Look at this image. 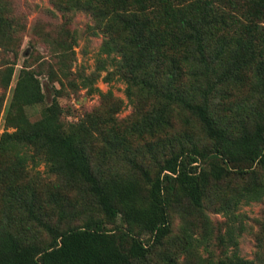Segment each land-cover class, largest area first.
Masks as SVG:
<instances>
[{
  "label": "trees",
  "instance_id": "1",
  "mask_svg": "<svg viewBox=\"0 0 264 264\" xmlns=\"http://www.w3.org/2000/svg\"><path fill=\"white\" fill-rule=\"evenodd\" d=\"M55 3L91 16L103 36L99 56L109 59L113 69L107 79L116 75L128 96L137 87L151 100L147 119L130 132L159 128L177 110L200 125L210 146L205 151L181 149L154 168L128 159V172L111 177L91 165L89 131L81 125L68 131L62 127L55 100L39 120H29L22 107L41 103L44 94L28 73L20 75L13 94L17 112L7 118L6 130L11 132L0 137V160L12 159V172L24 169L28 159L41 162L47 173L86 193L99 217L60 229L33 215V201L28 202L23 209H29L49 240L43 245L24 242L3 218L0 264H144L171 234L167 194H180L184 211L198 216L204 235L196 241L183 230V238L175 237L171 244L182 260L167 252L161 254L165 264H256L239 256L237 238L244 224L237 215L236 227L228 225L217 240L219 249L233 251L226 261L203 259L199 249L208 250L210 244V223L203 213L208 193L216 196L227 189L218 211L232 222L240 205L264 201V0ZM11 24L0 13V35ZM105 63L98 59L96 78L107 70ZM96 78L85 77L83 85ZM236 89L247 91L241 105H225ZM221 105L229 115L220 113ZM206 159L204 168L201 161Z\"/></svg>",
  "mask_w": 264,
  "mask_h": 264
},
{
  "label": "rangeland",
  "instance_id": "2",
  "mask_svg": "<svg viewBox=\"0 0 264 264\" xmlns=\"http://www.w3.org/2000/svg\"><path fill=\"white\" fill-rule=\"evenodd\" d=\"M55 2L0 0V13L12 23V28L0 35V137L5 131L11 132L6 130V125L7 118L17 112L13 101L16 83L20 75L28 73L38 82L44 99L41 103L22 107L25 115L31 122L37 121L55 100L60 108L62 127L68 131L81 125L89 131L91 165L111 177L128 172L131 168L128 159L154 168L181 149L188 151L195 146L205 151L209 148L210 142L200 125L177 110L159 128L130 132L129 128L147 119L151 100L137 87L128 96L126 85L116 75L107 79V73L113 69L109 59L99 56L103 36L94 28L91 16L79 10H62ZM98 59L106 60L107 70L96 78ZM85 77L96 80L84 86ZM245 90L236 89L224 99V104L236 102V106L241 105L247 96ZM220 111L230 114L224 105ZM241 114L244 116L245 113ZM207 161H201V166L205 168ZM11 165L12 159L8 157L0 160V221L3 218L10 220V231L24 242L43 245L49 240L41 224L32 221L29 209H23L28 202L33 201V215L60 229L81 225L89 217H99L97 206L86 193L67 184L63 178L47 173L41 162L28 159L24 169L17 172L8 171ZM218 193L216 196L208 193L203 202L211 236L208 250L200 247V256L210 258L214 263L226 261L233 251L231 248L228 251L219 249L217 240L228 225L236 227L237 215L244 224V231L237 238L239 256L264 264V201L240 205L232 222L218 211L219 203L228 191L223 189ZM166 197L170 204L171 234L163 248L152 252L144 264H165L161 254L167 252L177 253L180 262L183 256L171 245L173 239H182L183 230L196 241L202 240L204 235L198 216L184 211L180 194H167ZM118 225H121L120 220ZM143 238L148 240V235Z\"/></svg>",
  "mask_w": 264,
  "mask_h": 264
}]
</instances>
